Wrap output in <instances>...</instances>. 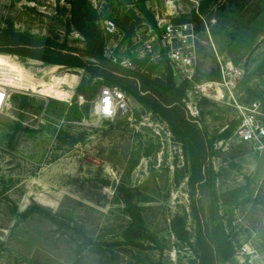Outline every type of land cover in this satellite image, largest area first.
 I'll list each match as a JSON object with an SVG mask.
<instances>
[{
	"label": "rangeland",
	"instance_id": "374dc122",
	"mask_svg": "<svg viewBox=\"0 0 264 264\" xmlns=\"http://www.w3.org/2000/svg\"><path fill=\"white\" fill-rule=\"evenodd\" d=\"M70 1L0 0V31L9 21L27 38L83 49ZM89 1L119 27L109 54L135 58L125 69L105 56L112 67L156 80L172 71L176 84L172 49L193 55L182 103L207 135L208 156L197 158L191 135L175 133L144 92L123 88L129 111L103 120L93 110L101 88L121 85L0 51V84L22 89L0 110V264H201L193 206L201 166L205 223L215 243L235 248L219 264H264V150L235 135L239 105L258 100L264 110V0ZM206 83L222 92L202 91ZM123 192L142 215L134 241L124 235L133 220Z\"/></svg>",
	"mask_w": 264,
	"mask_h": 264
},
{
	"label": "trees",
	"instance_id": "16d2710c",
	"mask_svg": "<svg viewBox=\"0 0 264 264\" xmlns=\"http://www.w3.org/2000/svg\"><path fill=\"white\" fill-rule=\"evenodd\" d=\"M70 3V23L83 35L85 48L65 50L63 45L54 46L50 43H44V40L41 39L35 41L18 33L14 28V24L8 21L9 26L0 31V51L55 63L80 66L94 75L103 76L109 81L121 85L122 89L125 88L131 93L140 94L144 92L145 97L152 102L154 108L166 117L175 133L183 131L185 134L191 135L195 156L206 159L209 152L207 135L200 126L199 120L192 118L188 109L182 103L185 88L175 84L172 71L168 73L166 80H156L140 71L133 72L112 67L104 54L105 38L100 27V17L97 11L91 6L89 0H71ZM45 52L52 53L55 56H46ZM195 174L197 180L193 181V184L199 194L201 182L206 176V166L196 169ZM121 194L126 203L128 214L133 220L124 235L129 241H134L136 239L134 228L137 226V230H139L142 224L140 207L134 203L132 193L123 192ZM198 194L193 197V206L200 227L197 240L200 262L201 264H219L220 258L229 262L235 255V248L230 241L224 243L221 240L217 243L213 241L205 223ZM182 231L186 233L184 229ZM183 233L176 229V234L180 239H186Z\"/></svg>",
	"mask_w": 264,
	"mask_h": 264
},
{
	"label": "built area",
	"instance_id": "2783aa9c",
	"mask_svg": "<svg viewBox=\"0 0 264 264\" xmlns=\"http://www.w3.org/2000/svg\"><path fill=\"white\" fill-rule=\"evenodd\" d=\"M99 23L105 38V56L109 57L114 64L122 68L135 69V58L128 57L127 55L123 56L116 50H112L109 54V46L111 42H114L113 40L115 36L119 34V27L116 20L113 18H102L99 20ZM168 33H174L172 25L168 27ZM152 49L153 44L151 43L147 44L144 48V50L148 51H152ZM170 59L177 86H181L183 82L187 80L194 82L196 60L192 54H185L184 52L173 48L170 53ZM19 90L22 89L7 87L0 84V110H2L11 100L13 92H18ZM193 93V90H188L187 97L185 98V101H187V105L191 110L193 109ZM187 99H190V102H188ZM97 104H99V108L95 110ZM238 109L241 114V121L235 131L237 140L240 143L254 146L258 150L263 151L264 110L262 108L261 102L255 100L248 104H241L238 106ZM93 110L96 111V114L101 119L114 121L129 111V99L121 86L105 84L101 88L98 99L94 102ZM248 252L249 248L243 247L242 251L239 253L245 254Z\"/></svg>",
	"mask_w": 264,
	"mask_h": 264
},
{
	"label": "bare ground",
	"instance_id": "6f19581e",
	"mask_svg": "<svg viewBox=\"0 0 264 264\" xmlns=\"http://www.w3.org/2000/svg\"><path fill=\"white\" fill-rule=\"evenodd\" d=\"M1 85H5V84H1ZM215 85L217 86L216 91L222 92V89L218 86L219 84H217V83H206V84H204L202 86L203 91L210 92L215 87ZM5 86H7V85H5ZM7 87H10V86H7ZM12 88H14V87H12ZM17 89H19V88H17ZM212 92H213V90H212ZM98 108H99V104L96 105L95 110Z\"/></svg>",
	"mask_w": 264,
	"mask_h": 264
}]
</instances>
